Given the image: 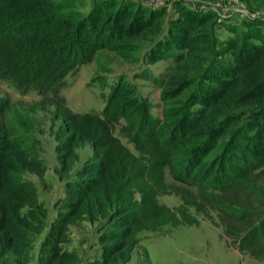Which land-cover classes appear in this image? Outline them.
Returning <instances> with one entry per match:
<instances>
[{
	"label": "trees",
	"instance_id": "trees-1",
	"mask_svg": "<svg viewBox=\"0 0 264 264\" xmlns=\"http://www.w3.org/2000/svg\"><path fill=\"white\" fill-rule=\"evenodd\" d=\"M177 4L167 16L142 0H91L87 11L75 0H0V84L37 96L24 107L0 90V258L25 264L46 228L37 264H79L65 244L70 224L86 219L97 247L83 264H123L140 232L198 224V215L216 222L212 212L240 252L264 258V14L242 28L224 23L233 34L220 38L211 9ZM105 50L140 61L135 76L158 87L159 113L126 76L99 111L67 105L66 76ZM158 60L169 63L153 72ZM38 109L57 119L63 181L48 225L27 176L47 167L31 136ZM85 144L91 154L76 166ZM170 192L177 205L158 199Z\"/></svg>",
	"mask_w": 264,
	"mask_h": 264
},
{
	"label": "rangeland",
	"instance_id": "rangeland-1",
	"mask_svg": "<svg viewBox=\"0 0 264 264\" xmlns=\"http://www.w3.org/2000/svg\"><path fill=\"white\" fill-rule=\"evenodd\" d=\"M79 9L87 11L91 0H75ZM149 2L151 0H142ZM220 6L211 8L216 14L218 21L216 33L220 38H225L233 33L225 28L224 23H232L242 28V20L251 15L264 14V5L257 2L249 3L247 0H219ZM158 3V2H157ZM177 3L197 8H207L212 4L205 0H165L161 5L166 8L167 16L176 15ZM141 53L139 55L141 56ZM140 61H126L112 51L94 56L92 61L79 66L75 74H68L61 88L66 98L67 105L73 111L101 110L109 96L113 84L117 79L126 76L139 93L149 99L153 105L152 111L159 113L158 87L148 79L135 76ZM169 62L158 60L148 67L153 72H158ZM0 90L9 92L13 103L27 107L33 94H21L5 83L0 84ZM51 109V108H50ZM34 123L31 127V136L38 141L35 148L46 161V170L43 176L28 173L38 190V198L48 207L47 225L55 215V202L63 195V181L60 179L55 168L58 166L55 144L56 139L53 129L57 119L50 110L38 109L33 113ZM124 142L125 139L122 138ZM126 144L133 149L129 142ZM79 159L76 166L91 154L90 144L78 148ZM168 180L169 174H167ZM264 190V178L259 179ZM161 202L170 206L177 205L180 198L173 192L158 196ZM215 221L198 215V224H180L175 227L165 226L158 231H142L139 233V241L132 249L130 259L123 264H145L144 251H147L148 260L153 264H264V258L250 256L240 252L233 238L226 235L217 218L212 212ZM46 228L35 237L33 247L30 249V257L25 264H37V249ZM70 241L65 244L66 248L77 250L80 263L83 264L89 257L96 253V230L95 225L88 220L82 219L69 226ZM0 264H19L15 261V255L7 253L0 258ZM119 264V263H114Z\"/></svg>",
	"mask_w": 264,
	"mask_h": 264
},
{
	"label": "built area",
	"instance_id": "built-area-1",
	"mask_svg": "<svg viewBox=\"0 0 264 264\" xmlns=\"http://www.w3.org/2000/svg\"><path fill=\"white\" fill-rule=\"evenodd\" d=\"M162 1H165V0H151V4H158V3H162ZM158 2V3H157ZM220 6V2L219 0H216L214 2H212V4L210 6H208L207 8L208 9H213V8H216V7H219Z\"/></svg>",
	"mask_w": 264,
	"mask_h": 264
}]
</instances>
